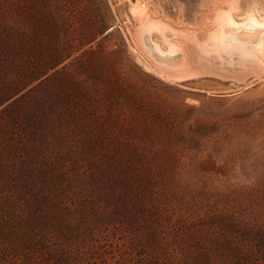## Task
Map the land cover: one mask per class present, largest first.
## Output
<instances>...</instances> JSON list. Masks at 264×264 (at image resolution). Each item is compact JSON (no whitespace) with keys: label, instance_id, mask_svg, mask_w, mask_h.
<instances>
[{"label":"trees","instance_id":"1","mask_svg":"<svg viewBox=\"0 0 264 264\" xmlns=\"http://www.w3.org/2000/svg\"><path fill=\"white\" fill-rule=\"evenodd\" d=\"M16 1L0 0V264H264V210L183 183L213 133H187L94 38Z\"/></svg>","mask_w":264,"mask_h":264},{"label":"rangeland","instance_id":"2","mask_svg":"<svg viewBox=\"0 0 264 264\" xmlns=\"http://www.w3.org/2000/svg\"><path fill=\"white\" fill-rule=\"evenodd\" d=\"M43 2L16 1L23 14L45 5L86 40L94 38L85 48H99L105 69L119 61L136 83L127 92L174 112L187 133H213L203 156H184L195 165L184 185L192 182L212 201L253 218L264 210V195L250 194L264 186V28L261 45L248 40L244 49L226 43L231 36L226 44L214 39L226 24L218 22L221 15L259 31L248 18L264 17V0H137L146 9L143 15L133 13L134 0ZM3 6L11 7L10 0H3ZM164 67L172 76L161 73Z\"/></svg>","mask_w":264,"mask_h":264},{"label":"bare ground","instance_id":"3","mask_svg":"<svg viewBox=\"0 0 264 264\" xmlns=\"http://www.w3.org/2000/svg\"><path fill=\"white\" fill-rule=\"evenodd\" d=\"M132 6H133L132 7V11H133L134 14H140V15L146 14L145 7L142 6V5H139L137 0H134V4ZM221 17H222L221 19L218 18V22H219V20L220 21H222V20L225 21V23H226L225 25H227L226 26L227 29L224 28L225 25L222 24L224 26V27L222 26L223 27V31H220L219 32L220 34L214 38L215 40H219L218 43L222 42L221 44H223L225 42V40H227L226 37L231 36L230 37L231 39L228 38V39H230V41L228 40V42L226 41V43L231 45V43L235 42V43L239 44L241 47H243V49L245 48L246 43H247L248 40H252L256 45L257 44L261 45V41H262L261 40L262 39L261 33H262V29L264 28V17L263 18H258L257 16L251 14V16H249V18H248L249 21H251L252 23H254L255 25H257L260 28L259 31L258 30L254 31L255 29L251 30V29H248V28L246 29L244 27H241L243 25V23L241 22L242 24L240 25L239 21L238 22L235 21L232 18V16L229 17V16L226 15V16L223 17L221 15ZM218 26H219V24H218ZM219 28H220V26H219ZM210 38H212V36ZM215 40H212L213 43L215 42ZM226 43H224V44H226ZM261 49H262V47H260V53H263V50H261ZM173 51H174V49L171 50V52H173ZM245 51H247V50H245ZM146 66L148 68H150V69H155L154 66H152L150 63H147V62H146ZM160 69H161V73L165 74L164 76H166V77L172 76V73H171V71L169 69H167L165 67L164 68H160ZM177 77H181V75H179Z\"/></svg>","mask_w":264,"mask_h":264},{"label":"water","instance_id":"4","mask_svg":"<svg viewBox=\"0 0 264 264\" xmlns=\"http://www.w3.org/2000/svg\"><path fill=\"white\" fill-rule=\"evenodd\" d=\"M111 30V29H110Z\"/></svg>","mask_w":264,"mask_h":264}]
</instances>
